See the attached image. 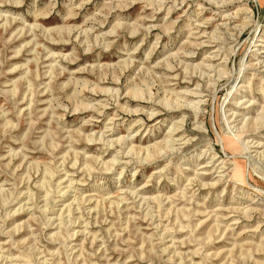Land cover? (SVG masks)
Listing matches in <instances>:
<instances>
[{
  "label": "rangeland",
  "instance_id": "374dc122",
  "mask_svg": "<svg viewBox=\"0 0 264 264\" xmlns=\"http://www.w3.org/2000/svg\"><path fill=\"white\" fill-rule=\"evenodd\" d=\"M263 212L264 0H0V264H264Z\"/></svg>",
  "mask_w": 264,
  "mask_h": 264
},
{
  "label": "bare ground",
  "instance_id": "6f19581e",
  "mask_svg": "<svg viewBox=\"0 0 264 264\" xmlns=\"http://www.w3.org/2000/svg\"><path fill=\"white\" fill-rule=\"evenodd\" d=\"M99 90H100V89H99ZM129 90H130V92H129L128 94L130 95V97H132V98H134V99H138V96H137L136 94H134V90H133L132 88H130ZM100 92H101V93H102V92L105 93V90H100ZM67 100H68V99H67ZM70 102H71V101H70ZM81 104H82V103H81ZM162 107H163V106H162ZM187 108H188V107H187ZM85 109H86V108H85ZM123 110H124V109H123ZM125 112H127V111H125ZM137 112H138V111H135V112L133 111V113H131V112H130V113H131V114H135V113H137ZM123 114H124V113H123ZM151 116H153V115H151ZM151 116H150V117H151ZM252 122H253V121H252ZM251 124H252V123H251ZM250 128H251L250 130H252V131H254V132L257 130L256 127L253 128V129H252V127H250ZM166 141H167V140H166ZM263 213H264V212H263ZM14 233H15V232H14Z\"/></svg>",
  "mask_w": 264,
  "mask_h": 264
}]
</instances>
